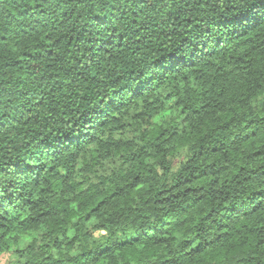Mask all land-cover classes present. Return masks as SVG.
Segmentation results:
<instances>
[{
	"label": "trees",
	"instance_id": "trees-1",
	"mask_svg": "<svg viewBox=\"0 0 264 264\" xmlns=\"http://www.w3.org/2000/svg\"><path fill=\"white\" fill-rule=\"evenodd\" d=\"M0 258L264 264V0H0Z\"/></svg>",
	"mask_w": 264,
	"mask_h": 264
},
{
	"label": "rangeland",
	"instance_id": "rangeland-1",
	"mask_svg": "<svg viewBox=\"0 0 264 264\" xmlns=\"http://www.w3.org/2000/svg\"><path fill=\"white\" fill-rule=\"evenodd\" d=\"M4 257H5V256H4ZM4 257H3V258H4ZM3 258H0V260H2ZM1 262H2V261H1Z\"/></svg>",
	"mask_w": 264,
	"mask_h": 264
}]
</instances>
